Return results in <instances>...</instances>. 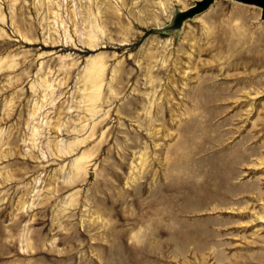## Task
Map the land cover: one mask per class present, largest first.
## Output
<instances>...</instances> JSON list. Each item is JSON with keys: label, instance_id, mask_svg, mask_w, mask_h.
I'll return each instance as SVG.
<instances>
[{"label": "rangeland", "instance_id": "1", "mask_svg": "<svg viewBox=\"0 0 264 264\" xmlns=\"http://www.w3.org/2000/svg\"><path fill=\"white\" fill-rule=\"evenodd\" d=\"M0 0V264H264V12Z\"/></svg>", "mask_w": 264, "mask_h": 264}, {"label": "water", "instance_id": "2", "mask_svg": "<svg viewBox=\"0 0 264 264\" xmlns=\"http://www.w3.org/2000/svg\"><path fill=\"white\" fill-rule=\"evenodd\" d=\"M214 0H195L190 6L178 10L173 18V26L179 27L182 24V21L188 17L194 16L195 14L205 10ZM246 3H254L262 8L264 12V0H240Z\"/></svg>", "mask_w": 264, "mask_h": 264}]
</instances>
